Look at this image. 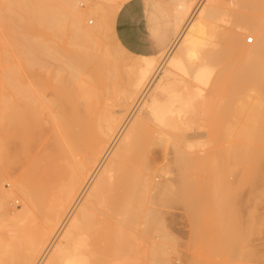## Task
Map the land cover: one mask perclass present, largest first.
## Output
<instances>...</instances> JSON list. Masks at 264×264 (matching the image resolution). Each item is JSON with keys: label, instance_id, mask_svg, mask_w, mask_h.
I'll use <instances>...</instances> for the list:
<instances>
[{"label": "rangeland", "instance_id": "1", "mask_svg": "<svg viewBox=\"0 0 264 264\" xmlns=\"http://www.w3.org/2000/svg\"><path fill=\"white\" fill-rule=\"evenodd\" d=\"M56 1L58 6L63 4L61 0ZM73 1L78 3L84 0ZM86 1L93 6L100 4V1L108 3L103 7L106 10L111 6L109 3L117 0ZM193 2L182 24L187 20L188 23H195L203 19V43L195 48V55L186 61L189 75L182 77L170 73L168 78L169 83L181 87L179 93L185 97L195 94L196 101L183 111L184 114H180L183 115L178 120L176 117L179 115L175 113V117L169 110L171 96L161 94L157 82L152 85V93H158L157 102L162 103L159 112L165 116V123L159 126L151 120H143L131 134L125 161L135 167L131 169L132 173L130 169L123 168L125 174L128 171L130 174L129 186L127 174L124 181L129 189L123 187L126 185L121 180L125 174H120V179L116 173V182L126 190L120 189L116 182L114 184L118 190L114 186L110 190L108 186L104 188V191H108L100 195L95 206L108 216L104 213L101 216L103 221H93L96 226L91 225V229L89 225L93 223L87 224L88 234L84 233L90 238H87L88 242L96 252L91 263L144 264L150 260L151 264H264V0ZM8 4V0H0V58L3 55L7 57L6 62L0 59V72L5 65L19 62L18 47L11 36L21 28L19 20L17 22L18 14L13 12V5L10 7ZM86 5L77 4L79 12H85ZM88 15L81 13V25L96 27V18ZM89 18L92 24L87 22ZM70 31L76 32V29L72 26ZM71 39L69 44L70 41L75 42V39ZM93 42L102 48L106 46L105 49L113 47L107 31H99ZM69 48L85 50L86 45H70ZM181 54L180 46L172 55ZM161 60L159 57L158 63ZM47 62L51 73L55 72L58 63L51 62V59ZM203 65L211 68L209 70L212 73L209 82L199 85L200 88L193 75ZM109 71L100 77L102 85L98 84V90H95L100 97L110 101L115 92L120 91L123 72L118 67L110 68ZM51 73L45 77L51 78L54 84L57 80L54 77L52 79ZM86 78L85 73H82L74 82L77 79L84 85ZM93 81L96 82L95 79ZM99 86H104L103 92ZM219 86L221 92L217 93L216 88ZM46 88L38 90L41 97L35 94L39 98L44 95V99L54 100L57 93ZM117 93L115 95L119 96ZM116 96L118 102L119 97ZM81 100L78 103L84 104ZM83 104H80L81 107ZM172 105L178 106V103ZM121 115L128 117L129 111ZM168 116L174 118L169 117L168 120ZM1 132L0 144L4 137ZM190 132L200 133L199 138L185 141V136ZM181 152H184L182 156ZM15 154L13 151L9 155L0 151V264H24L42 232L50 227L57 199L54 194L60 189L42 175L40 157L32 159V155L27 158L26 155L17 157ZM165 154L166 162L163 158ZM141 162H150L153 168L159 169L158 178L166 180V183L173 182L174 189L168 194L159 195L156 190L146 189L144 183L135 186L137 180L141 182L136 178L137 175L134 176L135 168L144 171L148 165ZM130 182L136 187L135 192L132 186L133 190L130 189ZM53 185H56L55 189ZM22 187H28L31 202H25L23 192L19 191ZM122 192L131 197H127L129 202L133 200L135 206L131 203L134 207L132 216L135 219H130L135 222L128 221L130 213L125 216L127 221L123 218V211L129 209L131 212L132 207H129V202L124 207L123 202H119L126 197L121 196ZM114 198L115 204L121 203L119 210L122 217L120 215L119 218L123 222L119 235H115L116 240L112 237L110 225V218L114 216V206L110 205H114ZM65 225H62L59 234ZM164 233L168 239L162 252L159 244Z\"/></svg>", "mask_w": 264, "mask_h": 264}, {"label": "bare ground", "instance_id": "2", "mask_svg": "<svg viewBox=\"0 0 264 264\" xmlns=\"http://www.w3.org/2000/svg\"><path fill=\"white\" fill-rule=\"evenodd\" d=\"M85 1L75 3L73 0H61L63 4L58 6L56 0H8V5L10 7L13 5V12L18 14L17 22L19 20L21 29L18 32L14 31V34L11 31L13 34L11 37L18 47L16 51L19 62L13 65H5L6 67L0 72V131H3L1 134L4 133L0 151L2 154L8 155L13 151L17 157L20 155H26L27 158L32 155V159L40 157L42 175L48 182H53L60 187L59 191L57 190L58 193L54 194L57 199L50 227L42 232L24 264H94L91 262L94 261L96 252L88 242L90 238L86 236L88 234L86 228L87 224L89 225L93 221H103L101 216L105 212L103 213L96 208L97 200L103 192L108 191H104L107 186L109 190L113 186L114 188L117 187L114 184L118 181L115 179L116 173L119 178L121 177L120 174H125L127 169H130L129 171L132 173L131 169L135 166L133 164L129 166L125 160L128 158L126 155H128L127 149L130 147L129 139L135 131V127L143 123V120H151L159 126L165 123V116L159 112L162 103L157 102L156 95L158 93H152V85L157 82L159 92L171 96L169 100L172 102L169 105V110L172 114L177 113L176 115H179L177 117L175 115L176 118H181L184 114L183 111L193 106L197 98L195 94L188 97L180 94L181 87L169 83L170 79L168 78L170 73H176L182 77L188 76L189 68L186 61L195 55V48L203 43L205 34L203 19L195 23H188L187 20L186 23L182 24L194 3L193 1L177 6L175 9L178 18L177 33L171 44L161 54L153 57L133 55L124 50L118 43L113 30L118 4L109 3L111 6L105 10L103 7L108 3L100 1V4L96 3L93 6L87 1L85 3ZM77 4H87L85 12H79ZM81 13H88V17L94 16L97 22L96 27L82 26L80 23ZM87 22L92 24L93 21L89 18ZM72 26L76 32H74L75 30L70 31ZM99 31H103V33L107 31L112 41V49H105L106 46L104 48L96 46L93 42ZM100 35L103 36V34ZM71 37L75 39V42L70 41L71 44H69V40H72ZM76 44H84L86 49L69 48L70 45L76 46ZM180 46L182 54L173 56L172 54ZM159 57L162 59L160 61L162 64L158 63ZM0 59L2 62L7 61L5 55L1 56ZM48 59L58 63L55 72L52 71L51 73L49 70ZM115 67L123 72V76L121 75L123 79H120L122 82L119 86L120 91L114 89L115 94L119 92L120 95L116 96L111 92L114 94V98L112 97L109 101L99 96L97 88L98 84L102 85L99 82L100 77L106 74L110 68L114 69ZM209 69L203 65L197 68L195 72L193 71L194 75L191 74L198 82V86L206 85L209 82L212 73ZM49 72L52 74H50L52 79L54 77L55 81L57 80L56 83H51L53 80L45 77ZM82 73L87 76L84 85L77 79L74 82V79ZM94 79L96 82L93 81ZM46 87L51 88L48 91L54 90L57 93L55 96L56 93L52 92L55 96L54 100L49 98L46 100L44 95L42 98L37 97L38 90H43ZM100 87L101 92H103L104 86ZM199 87L201 88V86ZM216 89L217 93L221 92L220 86ZM106 90L105 92H107ZM218 90L220 91L218 92ZM107 96L109 97L108 94ZM115 96L116 98L119 97L118 102ZM2 97L4 100H1ZM145 97L151 99L146 100ZM79 99L84 101V104L79 102L83 104L82 107L78 103ZM174 103H178V106L172 105ZM56 109L57 111H55ZM124 111L126 113L129 111L128 117L124 118L125 115H121L124 114ZM181 113L183 114L180 116ZM170 116H168V120ZM172 117L174 118V116ZM130 121L131 124L129 125ZM46 124L49 126L47 125V127ZM48 133L49 136H47ZM199 136L200 133L198 132H190L185 136V141L191 142L192 139L195 140ZM183 153L181 152L180 156ZM166 157L165 154L163 157L165 162ZM162 162L164 161L162 160ZM140 164L148 165H145L144 171H138L139 169L135 168L137 173L134 171V176L137 175L136 178L141 181L137 180L139 183L136 181L135 186L137 184L142 186L144 183L146 189L156 190L159 195L168 194L167 192L174 189L173 182L168 181L166 183V180L161 181L158 178L159 169L153 168L150 162H141ZM128 172L126 173L127 176ZM126 174L124 179H120L123 180V183L127 179L129 186L130 174L128 177ZM138 175L141 177L139 178ZM136 178H134V182ZM119 184L118 187L120 188ZM124 184L126 185V182ZM56 185H53L54 189ZM135 186L131 185L130 182V189L134 192ZM138 186L140 187V185ZM123 187L129 189L127 185ZM114 188L113 191L116 192L118 189L115 188V190ZM19 191L23 192L24 195L22 193L21 195L26 199L25 202H31L28 187H22ZM123 193L125 192L120 193L121 196H126L127 193L125 195ZM127 197L131 198L127 195L126 200H124L125 198L119 200V202H123V207L125 203L129 202ZM115 198L113 201L116 200ZM119 202L115 204L114 201V205L109 204L114 206V216L110 218L114 239L117 238L115 235H119L120 225L123 224L119 218L121 215L119 210L121 203L119 204ZM131 203L133 200L128 203L129 207L134 205ZM133 208L130 209L132 213L128 211L129 209L123 211L126 214L122 213L125 220V216L130 213L131 215L129 218L127 216V219L128 221L132 220L131 222L134 221ZM158 213L161 212L158 211ZM17 216L15 215V217ZM106 216L108 215L106 214ZM65 221L66 223H64ZM131 222L130 224H133ZM63 224L67 225L59 234ZM95 224H90L89 228L96 226ZM91 225L92 227H90ZM57 233L59 235L56 237ZM165 233L161 236V241L159 240L162 243L159 244L161 249L158 248V250L160 249L162 252L166 246L165 241L168 239ZM108 236L110 235L108 234ZM149 261L147 260V263L144 264H151Z\"/></svg>", "mask_w": 264, "mask_h": 264}, {"label": "crops", "instance_id": "3", "mask_svg": "<svg viewBox=\"0 0 264 264\" xmlns=\"http://www.w3.org/2000/svg\"><path fill=\"white\" fill-rule=\"evenodd\" d=\"M193 0H117L113 30L120 46L137 56L161 54L178 27L177 6Z\"/></svg>", "mask_w": 264, "mask_h": 264}]
</instances>
